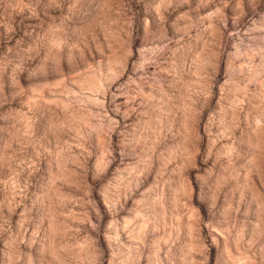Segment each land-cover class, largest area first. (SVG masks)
Segmentation results:
<instances>
[{
	"label": "rangeland",
	"instance_id": "rangeland-1",
	"mask_svg": "<svg viewBox=\"0 0 264 264\" xmlns=\"http://www.w3.org/2000/svg\"><path fill=\"white\" fill-rule=\"evenodd\" d=\"M0 264H264V0H0Z\"/></svg>",
	"mask_w": 264,
	"mask_h": 264
}]
</instances>
